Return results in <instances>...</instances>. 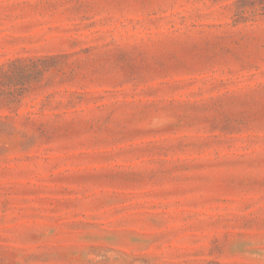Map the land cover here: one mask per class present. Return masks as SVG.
Returning a JSON list of instances; mask_svg holds the SVG:
<instances>
[{
	"label": "rangeland",
	"instance_id": "374dc122",
	"mask_svg": "<svg viewBox=\"0 0 264 264\" xmlns=\"http://www.w3.org/2000/svg\"><path fill=\"white\" fill-rule=\"evenodd\" d=\"M0 264H264V0H0Z\"/></svg>",
	"mask_w": 264,
	"mask_h": 264
}]
</instances>
